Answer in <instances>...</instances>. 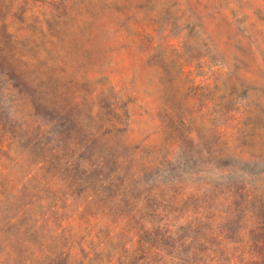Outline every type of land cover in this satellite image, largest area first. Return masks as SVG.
I'll return each mask as SVG.
<instances>
[{"label":"rangeland","instance_id":"rangeland-1","mask_svg":"<svg viewBox=\"0 0 264 264\" xmlns=\"http://www.w3.org/2000/svg\"><path fill=\"white\" fill-rule=\"evenodd\" d=\"M244 181L264 0H0V264L180 263L182 193Z\"/></svg>","mask_w":264,"mask_h":264},{"label":"trees","instance_id":"trees-1","mask_svg":"<svg viewBox=\"0 0 264 264\" xmlns=\"http://www.w3.org/2000/svg\"><path fill=\"white\" fill-rule=\"evenodd\" d=\"M182 197L187 199L183 206L192 210L186 224L192 235L176 241L171 238L177 249L172 257L180 261L176 264H264L263 183L209 186L203 191L183 192ZM171 246L143 247L142 260L155 264Z\"/></svg>","mask_w":264,"mask_h":264}]
</instances>
